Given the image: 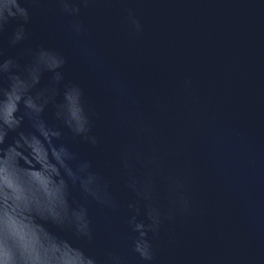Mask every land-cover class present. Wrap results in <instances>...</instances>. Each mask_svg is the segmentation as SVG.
I'll use <instances>...</instances> for the list:
<instances>
[{
  "label": "water",
  "instance_id": "water-1",
  "mask_svg": "<svg viewBox=\"0 0 264 264\" xmlns=\"http://www.w3.org/2000/svg\"><path fill=\"white\" fill-rule=\"evenodd\" d=\"M7 3L0 0V72L11 58L27 83L38 81L31 94L48 101L44 118L61 129L77 163L91 161L102 178L99 202L73 189L88 208L92 240L61 234L69 264H80V248L98 264L109 253L121 264H264V0H68L79 12L58 0H18L27 21L12 8L15 17L3 22ZM54 52L66 60L64 82L84 89L96 147L56 120L64 97L52 80ZM23 130L31 131L27 121ZM64 168L50 138L22 139L0 157V179L16 199H35L18 182L26 176L29 192L60 200ZM132 179L140 195L127 186ZM173 181L187 211L172 200ZM153 210L163 222L147 232L152 259L144 260L130 221L147 226ZM9 218L22 238L57 247L32 217H17L15 204Z\"/></svg>",
  "mask_w": 264,
  "mask_h": 264
},
{
  "label": "clouds",
  "instance_id": "clouds-1",
  "mask_svg": "<svg viewBox=\"0 0 264 264\" xmlns=\"http://www.w3.org/2000/svg\"><path fill=\"white\" fill-rule=\"evenodd\" d=\"M64 6V11L79 12V8H70L68 0H58ZM28 19L27 10L21 7L18 0H9L5 5L3 12V22H7L9 17H15L16 12ZM7 12V15H5ZM139 28V24H136ZM2 27V25H0ZM80 31L79 27L76 29ZM23 30L21 29V32ZM21 39L17 34L12 41L16 44ZM53 62L50 70L53 73L52 80L57 85H63L62 95L64 101L56 104L55 117L66 127L73 135L92 147L99 145L98 137L93 133L91 109L87 104L83 87L76 82L69 81L65 83L64 73L60 71L66 64L65 58L54 52ZM4 71L0 72L6 80V86L0 87V110H4L0 115V157L9 148L18 144L22 139L33 138L40 139L48 144L51 140V148L58 154L62 153L65 158V168L63 170V194L60 200L55 203L47 201L43 193H39L34 187L29 192L28 177L24 176L18 180L22 187L26 189L25 196L34 195L35 199L24 200L13 197L12 190L0 179V264H69V261L61 251L64 240L62 233H70L75 240H92L91 220L89 218L88 208L73 197V189L81 193L84 198L91 197L100 201L98 193L102 178L98 173L92 170L91 161H78V154L67 144L63 143V133L60 128L49 124L44 118L43 112L47 100L39 103L41 97H33L31 89L36 86L38 81L27 83L26 78L22 77L17 71L19 64L14 59L3 61ZM27 71V69L25 70ZM22 80L26 81V88L23 92L19 90V84ZM61 91L59 92V94ZM13 95L15 100H12ZM27 121L30 124L31 131H24L23 125ZM10 133H15L11 143H8ZM7 141V142H6ZM123 164L125 169L129 167L128 156L124 154ZM3 174L0 173V176ZM138 195L141 190L137 182L132 179L127 185ZM105 189L107 183H104ZM182 185L179 181H173L169 186L170 195L174 204L180 205L183 211L188 210L189 201L181 191ZM145 199H150V192L145 189L143 192ZM15 204L17 217H32L33 222L40 224L50 235L56 238V248H53L47 240H41L39 243L29 242L22 238L16 227L10 221V208ZM115 206V205H114ZM130 207H132L130 205ZM139 209H137V212ZM152 223L145 226L142 222H136V217L131 218L130 223L134 225V231L139 234V238L134 241V251L139 253L144 260H151V244L146 239L147 232H156L162 221V214L158 210L149 213ZM173 214L168 213V219H172ZM71 244V241H67ZM81 261L80 264H98L95 257L87 254L83 249H79ZM105 264H121V259L114 253H109Z\"/></svg>",
  "mask_w": 264,
  "mask_h": 264
}]
</instances>
